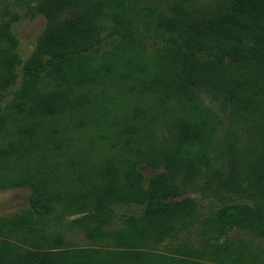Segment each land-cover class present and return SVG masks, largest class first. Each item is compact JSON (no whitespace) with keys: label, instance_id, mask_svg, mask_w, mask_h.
I'll list each match as a JSON object with an SVG mask.
<instances>
[{"label":"rangeland","instance_id":"rangeland-1","mask_svg":"<svg viewBox=\"0 0 264 264\" xmlns=\"http://www.w3.org/2000/svg\"><path fill=\"white\" fill-rule=\"evenodd\" d=\"M228 1L134 0L132 4L131 0L130 6L114 11V18L105 17L99 21L100 43L86 54L88 58L80 77L75 79L73 71L61 65L37 81L38 88L60 90L73 101L71 104L81 101L83 105L69 115L55 119L46 144H37L36 147L38 152L58 138L57 145L63 151L56 157L47 155L45 163L34 161L31 168L42 165L41 168L49 172L57 167L56 174L61 175L64 174L62 171L69 169L66 166L70 160L76 166L73 159H87L97 164L111 161L122 168L119 172V183H122L123 169L127 165L123 161L120 163L124 157L122 145L125 137L118 134L119 130L131 132V138L147 131L155 135L161 150L173 151L175 146L170 144V133L178 123L197 125V122H203L210 127L214 132L211 140L214 149L210 151L212 160L218 166L227 165V159H230V174L232 171L240 173V157L264 155V80L256 78L254 62L233 63L228 58L212 61V58L198 55L189 57L177 37L157 29V21L162 16L201 18L220 11ZM31 8L0 2V26H8L14 38V41L0 38V48L4 50L0 54V79H11L5 88H0V145L17 139L11 130L14 115L10 111L15 92L22 82L21 69L36 55L42 38L65 26V14L56 15L50 22ZM193 78L198 80V85L189 84ZM79 79L80 85L75 84ZM233 106L238 109L235 111ZM74 124L79 129L72 130ZM256 129L262 132L258 133ZM200 150L202 148L197 144L178 148L184 155H197ZM26 166L17 168V171ZM134 167L145 180L165 171L163 167L151 168L145 163H137ZM8 176L0 171V183ZM198 184L200 186L201 181L196 180L183 187L179 182L182 192L159 197L164 202L192 203L196 206V219L184 234L164 240L158 248L145 246L129 232V239L115 236L99 240L89 236L92 232L99 234V230H120L124 217L139 213L141 207L138 205L113 204L112 222L105 225L106 214L98 209L79 210L64 201L60 205L53 204L51 209L42 207L33 211L27 187H0V218L31 215L32 227L40 232L27 237L23 229L4 230L0 241L30 250L148 252L175 258L176 264H264L263 237L241 232L231 231L225 239L222 238L234 248V255L228 259L204 253L207 245L197 235V221L206 222L227 208L254 210L259 204L245 193L215 186L197 188Z\"/></svg>","mask_w":264,"mask_h":264},{"label":"trees","instance_id":"trees-1","mask_svg":"<svg viewBox=\"0 0 264 264\" xmlns=\"http://www.w3.org/2000/svg\"><path fill=\"white\" fill-rule=\"evenodd\" d=\"M0 2L26 5L28 8L32 5L31 9L43 14L50 22L58 14L66 15L63 29L42 38L36 55L21 69L22 82L15 92L10 111L14 115L11 130L17 139L0 145V171L9 175L0 183V187H27L33 211L42 207L51 209L53 204L60 205L64 201L70 202L79 210L98 209L106 214L105 225L112 222L113 204L138 205L141 207L139 213L124 217L120 230H99V234L92 232L89 236L103 240L115 236L128 238L130 233L145 246L158 248L164 240L184 234L186 228L193 226L196 219V206L192 203L164 202L159 200V197L182 192L183 188L179 187V182L181 186L186 187L197 180L201 181L197 188L204 186V189H209L215 186L223 190L231 189L245 193L259 204L254 210L227 208L206 222L197 221V235L201 236L207 245L204 253L217 258L224 256L226 259L234 255L233 245L224 240L231 231L264 239V155L257 158L238 157L241 162V168H238L241 171L239 174L233 171L230 174V159H227V165L217 166L213 162L210 151L214 149L211 146L214 132L203 122H197V125L176 124L169 139L171 146H175L173 151L161 150L155 135L147 131L131 138V132L119 130L118 134L125 137L122 145L124 157L120 159V163L123 161L127 165L123 169L125 174L122 176V183H119V172L122 168L111 161L97 164L87 159H73L76 166L70 160L66 166L69 169L62 171L64 174L61 175L56 174L57 167H53L55 170L51 169L49 172L41 168L42 165L31 168V164H35L34 161L45 163L47 155L56 157L63 151L62 147L57 145L58 138L51 146L43 147L38 152L36 147L37 144H46L47 134H51L52 122L55 119L67 116L69 112L83 105L81 101L71 104L73 101L60 90L38 88L37 81L61 65L71 69L75 79L80 77L83 64L88 58L86 54L100 43L99 21L105 17L114 18V11L123 6H130L131 0ZM131 3L133 4L134 0ZM8 28L0 26V38L6 37L14 41ZM157 29L177 37L184 53L189 57L204 56L212 58V61L228 58L233 63L253 61L254 67L257 66L254 70L256 78L262 77L264 80V0H229L220 11L201 18L189 15L162 16L157 21ZM3 52L0 48V54ZM78 81L75 84L80 85L81 80ZM10 82L9 78H1L0 88H5ZM189 84L196 86L198 80L193 78ZM233 107L235 111L238 109V106ZM73 129L77 130L79 127L74 124ZM256 130L258 133L262 132L261 129ZM194 144L202 148L197 155H184L178 151V148ZM68 145L66 144L67 147ZM132 145L135 147L132 148ZM23 147L26 149L23 150ZM228 155L231 157V154ZM137 163H145L151 168L163 167L165 171L145 180L135 172L134 166ZM25 165L27 166L23 170L17 171V168L21 169ZM32 223L31 215L13 219L0 218V234L4 230L9 232L17 229H23L27 237L40 234L34 230ZM176 263L175 258L155 256L148 252L85 249L57 251L53 248L30 250L19 249L7 241H0V264Z\"/></svg>","mask_w":264,"mask_h":264}]
</instances>
